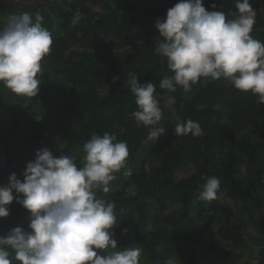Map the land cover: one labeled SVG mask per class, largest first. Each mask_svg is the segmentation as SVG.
Returning a JSON list of instances; mask_svg holds the SVG:
<instances>
[{
	"label": "trees",
	"instance_id": "trees-1",
	"mask_svg": "<svg viewBox=\"0 0 264 264\" xmlns=\"http://www.w3.org/2000/svg\"><path fill=\"white\" fill-rule=\"evenodd\" d=\"M178 2L52 0L35 10L9 9L27 12L33 21L42 16L53 43L38 74L37 96L6 98L0 82V134L8 163L0 187L12 174L23 182L26 164L38 150L71 156L82 167L83 145L93 135H115L127 143L129 155L110 191L97 194L115 202L117 250L139 247L140 264L169 259L264 264V104L223 78H201L189 92L160 89V79L173 73L155 52L162 39L155 23L166 20ZM250 3L257 13L251 35L264 42V0ZM203 6L223 11L226 20L238 11L235 0H203ZM130 73L156 88L162 119L155 126H138L131 116L138 108L127 86ZM169 97L174 104H167ZM189 119L200 124L203 135L176 136V125ZM152 127L165 128L157 141L147 140ZM129 169L131 175H125ZM211 176L220 180L216 199L201 200L202 185ZM13 196L6 206L9 216L0 218V235L16 227L29 230L30 212L16 202L15 190ZM254 228L255 256L253 249L245 253Z\"/></svg>",
	"mask_w": 264,
	"mask_h": 264
},
{
	"label": "clouds",
	"instance_id": "clouds-1",
	"mask_svg": "<svg viewBox=\"0 0 264 264\" xmlns=\"http://www.w3.org/2000/svg\"><path fill=\"white\" fill-rule=\"evenodd\" d=\"M235 7L236 17L226 20L223 11L206 10L203 0H180L168 9L166 20H157L162 39L155 52L166 58L173 73L160 79V89L175 92L180 87L189 92L201 78H223L237 90L258 95L257 102L264 104V42L251 35L257 13L250 0H235ZM42 20L36 15L33 21L27 12L11 15L0 30V82L17 95L34 97L40 91L38 74L53 43ZM127 86L135 96L138 110L131 116L137 125H157L162 110L154 84H140L130 73ZM174 103L169 97L167 104ZM164 132L163 127H152L147 140L157 141ZM189 134L203 135L198 122L189 119L176 125V136ZM83 151L79 167L71 156L56 158L47 148L38 150L35 160L26 164L23 182L12 174L0 187V218L9 216L6 206L14 199L13 190L16 202L30 212L28 231L16 227L0 235V264H140L139 247L117 250L112 231L118 224L115 202L97 194L109 192L110 182L125 166L127 143L108 133L93 135ZM219 186L218 177H209L199 198L216 199ZM97 250L107 255L102 257Z\"/></svg>",
	"mask_w": 264,
	"mask_h": 264
},
{
	"label": "water",
	"instance_id": "water-1",
	"mask_svg": "<svg viewBox=\"0 0 264 264\" xmlns=\"http://www.w3.org/2000/svg\"><path fill=\"white\" fill-rule=\"evenodd\" d=\"M52 0H35L32 2H21L18 0H0V7L14 10H35L38 7L47 5ZM8 163L7 154L3 146L0 134V186L4 183L7 177Z\"/></svg>",
	"mask_w": 264,
	"mask_h": 264
},
{
	"label": "rangeland",
	"instance_id": "rangeland-1",
	"mask_svg": "<svg viewBox=\"0 0 264 264\" xmlns=\"http://www.w3.org/2000/svg\"><path fill=\"white\" fill-rule=\"evenodd\" d=\"M11 15H22V13L10 11L9 9H4L3 7L2 8L0 7V24H1V26L6 24L7 18L9 16H11ZM2 89H3L4 95H5L6 98L8 96H10V95H11V97L12 96H14V97L17 96L18 98H21V96H22V95H17L15 93H13L11 90H9L4 85H3ZM9 92H11V94H9ZM183 176H184V174L181 175V177H183ZM249 232H250V234H249V236L246 239V245H247L246 246V252L245 251L244 252L251 254V250L253 249L254 250L253 256H255L256 252H258V249H259L258 243L255 242L257 230H256V228L249 229ZM211 264H217V262H212Z\"/></svg>",
	"mask_w": 264,
	"mask_h": 264
}]
</instances>
